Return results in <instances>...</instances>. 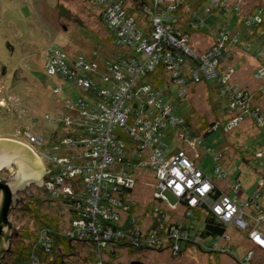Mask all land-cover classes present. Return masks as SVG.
<instances>
[{
    "label": "rangeland",
    "instance_id": "374dc122",
    "mask_svg": "<svg viewBox=\"0 0 264 264\" xmlns=\"http://www.w3.org/2000/svg\"><path fill=\"white\" fill-rule=\"evenodd\" d=\"M117 1L123 3L126 14L129 16L133 14L131 17L137 19L139 23L137 29L143 36L151 38L154 33L155 38L158 30L151 23L152 18H155L153 12L146 15L149 16V21L141 27V21L146 20V17L144 13L143 15L142 12H139L141 10L135 8L137 6L136 2L134 0ZM183 2L185 3L184 0L162 1V3H168V7L180 6L175 14L177 20L173 24L176 29H184L188 25L193 11L204 5L203 3L192 2V0L185 5ZM149 5L151 6V4ZM210 6H213L217 11L224 9L225 12L228 11L227 13H229L226 16L212 15L207 17L208 27L214 28V30H216L221 20L222 23L230 22L233 20L232 17L235 16V19L237 17L239 19L238 23L241 24V14H250L249 18H253L254 13L251 14L248 11L255 7L262 9L264 12V0H213L209 2ZM101 10L102 6L95 8L93 0H0V73L3 69L9 70L6 78L0 74V140L12 142L9 143L11 146L8 148L20 147V152H24L27 156L25 160L29 159L28 166H33L28 169L29 172L32 171L26 180L28 182L18 192L20 199H22L20 203L26 204L28 198H31L32 195L41 201L49 199L45 194L46 191L43 192L46 189L45 181L50 178L49 174L57 172L55 168L57 164L53 163L48 155L64 156L71 154V152L66 151L69 149L65 146H60L59 151H54L55 146L61 145L63 139L70 136L73 130L72 127L64 124V118L69 115L71 109L66 108L65 101L76 102L79 98L88 100L91 95L90 92L83 91L71 81H63L57 76H49L44 68L48 48L59 46L67 55V60L84 56L88 62L93 63L104 59H116L126 51L125 48L115 45L112 30H109L107 23L103 20L100 14ZM152 27L155 29L152 30ZM240 29L244 31L242 27ZM191 30L192 33L184 32V35L188 34L185 46L189 56L188 54L185 55L184 58H187L185 61L183 59L181 64L183 70L181 76H189V79H191V76L188 73H191V71L197 72V70H194L195 68L201 69L200 66L190 62L191 58L193 56L202 58L204 54L209 53L208 51L215 46L216 42L212 35L197 33V28ZM162 35L159 33V37ZM256 35L251 36L250 39L253 42L250 54L253 50L258 49L257 44L260 39L259 49H264L262 28L256 32ZM224 47L231 49L229 45H224ZM7 51L10 54L14 51L12 60L6 57ZM250 54L245 55L243 52H239L238 48L237 55L234 54V57L239 65L235 66L232 63H226L225 56L229 57L231 54L221 52L217 64V75L219 72L225 77L221 86L214 85L213 79L193 81L194 84L186 89L185 99L180 100L176 99V87L173 86L177 85L178 76H174L172 71L166 70L168 73L165 78H167L168 84L172 81L173 85L169 84L165 87L167 91L163 95V101L172 97L170 103L175 107L177 115H191L189 121L195 132H200L198 128L202 122L222 124L227 121L228 117L234 116L233 113H227V107L225 108V95L228 92L226 91L224 96H220L216 92L217 88L221 89L223 86L230 89L235 88V92L238 91L246 96L248 104L246 109L249 111L255 108L260 114L259 119H255L259 123V125L255 124L256 128L253 124L254 119L248 113H245V118L242 119L244 122L239 121V126H233L236 129L230 130V133L224 134L221 130H218L206 136H203L202 133L200 138L203 145L212 147L216 154L222 155L220 164L229 175V178L237 179L247 193L255 190L257 182L264 176V133L260 131H263L261 127H264V124H262L264 122V80L255 77L261 66H264V57L256 58ZM147 81V76H143L138 80L137 86H151L145 83ZM57 88L61 89L60 92H54ZM210 88H214V90ZM220 89H218L219 92ZM228 96L230 98L231 95ZM233 112H236V114L241 113L239 110ZM165 132H168V129ZM29 133L35 137L41 136L43 141L39 140L38 142L36 140V142H32L30 136L28 137ZM176 137L177 133L172 131V134L164 139L166 146L176 148L179 145L181 147V142L177 141ZM198 143L197 141L196 146L194 144L190 146V152L187 155L196 167L200 166V170L213 178L214 160L211 157L204 158L203 156L199 157L198 160L200 154ZM13 152L15 153V151ZM130 152L137 154L136 145L131 148ZM140 155L143 156L146 162H150L148 150L142 151ZM127 157L128 152L126 153V159ZM15 164L12 163L10 169L0 172V178L3 181H11L16 177L22 179V174H20L22 172H18L17 164ZM120 176L124 178L123 175ZM158 179L151 165L143 167L139 164L132 177L133 184L130 189L129 201L136 203L139 214L141 210L150 211L154 205L164 212L167 217L169 216L171 226H173V222L180 223L181 220L184 221L183 215L186 211L183 206L174 204L170 196L171 202L169 203H154L153 197L159 191ZM221 183L223 186L227 185L225 182ZM239 193L240 197H243V192L240 191ZM259 198L252 208L258 207V202L264 208V188L261 190ZM62 208L64 206L57 202H42L40 213L43 216L40 217L44 222L50 221V218L59 220L60 227L64 228L68 224H65L67 218ZM244 210L252 213L251 209L244 208ZM24 214L21 210L14 209L9 213L8 220L15 230H24L27 227V231L32 230L35 233V230L40 226L39 223L28 220L24 217ZM241 218L245 221L244 216ZM241 218L239 212L234 215L232 218L234 227L228 233L231 245L235 249V253L231 256L228 252L223 253L222 251L202 252L196 246L183 247L178 256L177 251L171 250L169 244L172 241L179 242L180 238L170 236L164 239L169 244L164 242L158 245L160 247L157 249L158 251L155 249L128 254L124 249L121 250L122 261L125 264L133 262H139L140 264H264V249L258 248L254 250V253L251 248L255 240V233L253 234V232L255 230L264 231V214L256 213L253 225L246 227V231H243L245 226L243 227L240 223ZM197 226V229L201 230L200 225ZM257 227L259 229H256ZM142 231L144 230L142 229ZM199 238L202 241L205 240L204 242L211 243L213 241L211 237L207 239V237L199 235ZM72 244L76 255L66 261L64 260L65 264H92L89 259L85 263L83 261L84 258H89L88 247H83L80 242L75 241Z\"/></svg>",
    "mask_w": 264,
    "mask_h": 264
},
{
    "label": "built area",
    "instance_id": "2783aa9c",
    "mask_svg": "<svg viewBox=\"0 0 264 264\" xmlns=\"http://www.w3.org/2000/svg\"><path fill=\"white\" fill-rule=\"evenodd\" d=\"M93 1L95 2V8L102 6L100 14L107 23L109 30H112L115 45L125 48L126 51L116 59H104L94 63L88 62L84 56L67 60V55L59 46H51L46 51L44 68L49 76H58L62 80L74 82L83 91L91 94L88 100L79 98L76 102L65 101L66 108L71 109L69 115L64 118V124L72 127L73 130L71 136L65 137L61 145L68 147L69 152L73 151L74 153L64 156L48 155L49 159L56 163L60 170L49 174L50 178L45 181L46 193L56 198L60 195L63 199L67 195H73V191H76L75 197H82L83 193L79 195L77 188L83 186L88 193L86 200L88 206L86 209L90 212V217L94 219L96 214L101 213L117 220L128 211V205L122 207L121 203L111 198L110 203L113 209L111 207L104 208L100 206V202H102L101 192L107 187L108 182L114 181L112 177L114 163L122 158V151L127 146L121 139L128 136L133 139L137 147L136 157L141 160L139 164L143 167L151 165L157 178H159V191L155 194L154 199L169 203V198L166 195L170 193L173 195L172 198L177 199L174 204L181 205L182 202L186 201L192 209L202 206L208 207L223 224H227L231 228L234 227L232 218L239 212L240 218L243 216L245 218V221L241 218L240 223L243 227L245 226L243 231H246V227L253 225L256 213L262 214L259 211V206L255 209L252 208L257 200V194L246 198L241 203L238 202L237 198L231 199L229 196H221L212 202L209 199V193L214 189L213 182L203 175L185 152L175 153L170 151L163 141V130L166 128V124L181 127L177 137L180 141L187 142L186 144L189 147L193 144L196 146L197 141L200 145V139L189 135L182 120L171 115L169 106L162 107L159 103L160 100L156 98L159 92H153L151 86L141 85L138 86L136 91L134 90L138 80L145 74L153 72L161 60L169 72L172 71L174 76H178L177 85L180 86L181 95H185L187 88H185L184 79L181 76L183 73L181 64L184 56L188 54L185 46L187 37L182 35L181 31L171 27V24L176 22V19L172 17V13L178 5L168 7V3H162L164 0H148L147 6H140L145 17L151 12L155 15L151 23L155 28L157 27L158 32L155 38L154 33L150 38L149 36H143L137 29L135 19L126 14L123 3L117 0ZM156 10L158 11L155 12ZM255 15L247 23L248 26L251 24L252 19H255L256 22L261 21ZM192 27L195 29L196 25ZM154 29L152 27V30ZM159 33L163 35L159 37ZM224 41H231L229 33L224 36L222 42L217 41L218 43L213 48L208 49L209 53L204 54L202 58H196L195 56L191 58L192 60H199L201 71L207 78L217 76L218 56L223 52ZM232 41L234 43L235 38ZM188 75L191 76L194 82L199 79L198 72L191 71ZM256 76L264 80V70L259 69ZM224 80L225 77L223 76ZM97 81L105 85V88L98 90ZM60 90V88H57L54 92H60ZM235 90V88L230 89L227 86L221 87V93L230 92L228 112L233 113L234 116L224 124H214L212 131L220 128L223 133H229L230 130L235 129L233 126L237 127L239 121H243L245 113H248L254 119V124L259 125L256 121V118L260 115L259 112L255 108L248 111L246 109L248 107L246 96L238 91L235 92ZM147 96L149 97L147 98ZM143 97L145 102L142 100ZM134 103L138 106H134ZM157 109L160 110L158 114ZM234 110H239L241 113L236 114V112H233ZM261 118L263 119L262 115ZM261 128L264 131V127ZM28 137L32 142H36V140L38 142L39 140L43 141L41 136L35 137L31 133ZM59 148L55 146L54 151H58ZM145 150L149 151L150 162H146L143 156L140 155ZM219 157L220 154H216V159ZM116 183L130 190L133 180L131 177L124 176V178H121V176H118ZM238 190L237 188L234 189L237 196L240 197ZM244 208L251 209L252 213L245 212ZM183 209L186 211V216H191V210L185 209L184 206ZM154 211L162 212L157 207ZM72 225L78 230L76 232L78 239H83V237L93 238L97 241V247L100 248H104L110 240H123L126 237L118 231L109 229L103 232L101 229L95 228L94 220L88 223L75 221ZM163 227L164 224L158 222L150 235L145 237L144 231L139 233L136 231L135 236L137 239H132L133 237H127V239L131 240L132 244L136 246L148 244V246L154 245L159 249L158 245L167 242L164 239L172 236L180 238L179 242L172 241L170 244L167 242L171 250L177 251L178 255L181 252L179 245L183 242L197 245L204 252L222 251L223 253L234 254L228 246L230 236L227 234V230L225 231L226 234L219 236L206 245L198 235L192 236L186 230L178 231V228L174 225L168 229ZM256 229H259V227ZM163 232L166 235L165 237L160 235ZM254 233L253 245L264 249V231L255 230ZM45 241H48V239L46 238ZM97 255L101 259L98 263L103 264V254L98 253ZM30 264L43 263L36 260Z\"/></svg>",
    "mask_w": 264,
    "mask_h": 264
},
{
    "label": "trees",
    "instance_id": "16d2710c",
    "mask_svg": "<svg viewBox=\"0 0 264 264\" xmlns=\"http://www.w3.org/2000/svg\"><path fill=\"white\" fill-rule=\"evenodd\" d=\"M136 2L135 8L138 10L140 6L144 7L147 6L148 0H134ZM185 3L183 4H189L190 0H184ZM213 0H192V2H196L198 4L203 3L204 5L197 10L193 11L192 16L189 19L188 25L184 29H176L173 24H171L172 28L178 31L182 32V35H184V32H193L191 29H194L192 26L196 25L197 28V33H203L205 35H212L216 42L218 43L219 41L222 42L224 39V36L229 33V35L233 38H235V42L233 43L231 38L230 42L224 41V45H229V49L227 47H224L223 52L231 54L229 57H226V63H232L235 66L239 65L235 61V55H237V51L239 48V52H243L245 55H249L250 49L252 47V43L250 41L251 36H257L256 32L262 28V34H263V39L262 42L264 43V12L260 8H253L252 10L248 11L251 14L255 12L257 13L255 16L258 17L261 21L256 22L255 19H252L251 24L248 26L247 23L251 21L250 14H241V24L238 23L239 19L235 16L234 18L232 17V21L230 22H225L222 23L219 21V25L216 27V30L214 28H209L207 25V17L212 16V15H222L226 16L229 15L227 13L228 11H224L222 9L221 11H217L214 9L213 6L209 7V2ZM180 6L176 8V10L172 13V17L177 20L175 14L177 13V9ZM210 9V10H209ZM232 11L236 12V10L232 9ZM244 11V10H243ZM142 12V11H139ZM246 12V13H248ZM215 13V14H214ZM143 14V13H142ZM232 15V14H230ZM133 16V14L131 15ZM254 17V16H253ZM172 18V19H173ZM148 19V20H147ZM235 19V20H234ZM147 20V21H146ZM146 20L141 21L142 24L140 26L142 27L143 25L145 26V23L149 21V17L146 16ZM137 22V19L135 20V23ZM221 22V23H220ZM218 24V23H217ZM233 24V26H232ZM239 24V25H238ZM137 26H139V23H136ZM208 27V28H207ZM240 27L243 28L244 31L240 29ZM189 33V34H191ZM188 35V34H187ZM185 35V36H187ZM249 35V36H248ZM218 41V42H217ZM232 42V43H231ZM241 43H246V44H241ZM261 43V39L259 40L257 47L258 49L256 51H252L250 55L255 56L256 58L264 57V49H259L260 47L258 46ZM214 44V45H215ZM217 46V45H216ZM236 47V48H235ZM235 48V49H234ZM187 57L183 58L184 61L186 60ZM190 62L194 63L195 65L200 66L199 60H190ZM185 64V63H184ZM165 64L160 60V63L155 67L153 72L147 73L144 75L145 77L147 76L148 81L145 82L147 84H150L151 87L153 88V92H159L158 95H156V98L160 100V104L162 107L169 106L171 108V115L177 119H181L183 125L187 128V131L189 135H192L194 138L197 136L200 139V145H199V151L200 154L198 156V160L203 156L204 158L211 157L212 160H214V166H213V178L209 177L206 175L202 170L198 169L203 173V175L211 182L214 184V189L209 193V199L214 202L221 196H229L231 199H238V202L241 203L245 201L246 198H250L257 194V199H260V192L264 188V176L263 178L259 179L257 182V187L255 190H253L251 193H247L246 189L237 181V179H232L229 178V175L226 173L225 169L222 167L220 164V161L222 160V155L220 154L221 159L217 158L216 159V153L215 150L208 146V145H203L202 140L200 138L201 134L203 136H206L207 134H212L213 132H217L219 129H215L212 131L214 127V123L212 122L211 124H208L206 122H202L199 125L198 131L200 132H195L190 124V116L191 115H185V116H179L175 112V107L170 103V99L168 98L166 101H163V95H165V92L167 91V87L169 84H172V81L168 84L166 70L165 69ZM261 69L264 70V66H261ZM182 70V68H181ZM194 70H197L199 73V79L198 81H206L208 79H213L214 80V85L217 84L218 86H221L223 76L221 73L218 72V75L212 78H207L204 76L203 72L201 69L195 68ZM183 71V70H182ZM222 71V70H221ZM257 74V73H256ZM58 77V76H57ZM184 79V86L185 88H188L191 84H194L193 80L189 79V77H183ZM62 80V79H61ZM67 81V80H63ZM74 83V82H73ZM75 84V83H74ZM97 89H103L105 88V85H102L100 81H97L96 83ZM176 87V93L175 97L176 99H185L186 95H181L180 92V86L178 85H173ZM138 89V86L135 85L134 90L136 91ZM165 89V90H164ZM211 90H214V88H210ZM220 88L216 89V92L219 93L220 96H224L221 91L219 92ZM230 92H228L225 95V108L226 111H228V107L230 104L229 96ZM149 96H147L148 98ZM142 100L145 102L144 97ZM140 103V102H138ZM135 104V103H134ZM138 106V105H134ZM146 107V105H145ZM155 111V109H154ZM157 114L160 113V110L157 109ZM135 114V113H133ZM168 129V132H165V130ZM181 130V127H173L170 126L169 124H166V128L163 130V141L166 139L168 136L172 134V131L174 133H178V131ZM200 133V134H197ZM71 136V135H70ZM177 141L181 142V147L178 145L176 148H170V151L178 153V152H185L186 155L187 153L190 152V147L186 144L187 142L180 141L178 137H176ZM122 142L125 143V146L127 145V149H123L122 153L123 156L122 158H119L118 160L115 161L114 163V168L112 169V177L114 178V181L108 182L107 187L102 190L101 192V201L100 206H103L104 208L111 207L110 199L114 198L116 202L121 203L122 207L123 205L127 206L128 211H126L122 216H120L117 220H113L108 216H105L101 213L96 214L95 218L92 219L90 217V212L88 211L87 208V197L88 193L86 192L85 188L81 186L78 189L79 195L83 193L82 197H75L76 191H73V195H67L65 198H61L59 195L57 198L52 197L49 193L47 194L49 199H45L44 201L36 199L33 195L31 198H28L27 203H20L18 201L17 207L15 210H21L24 214V217H26L28 220H33V222H38L39 223V228L35 230V233L31 231H27L26 229H16V233L12 236L11 241H10V249L6 253V255L3 258V263L4 264H30L33 261H39L43 264H65V261L68 260L69 258H72L74 255H76L75 248L73 247V242H80L83 247H88L89 250V258H84L83 261L84 263L87 262L89 259L92 264H99L98 262L101 260L98 257V253L101 255L103 254L104 260L103 264H125L122 261L121 257V250L127 251L128 254L132 252H145V251H150V250H157L154 245H145L142 244L141 246H136L133 245L131 240H128L127 237H133L132 239H137L135 234L137 232H142V229L144 230V236H148L152 233L155 225L160 222L164 224L163 228H170L171 227V222L170 219L167 217V215L163 212L158 213L154 211L156 208L154 205L150 211L148 210H141V213L137 211V205L134 201H129V197L131 196V191L126 189L124 186H121L116 183V179L118 176L123 175L127 177H133L135 174L137 163L141 162L140 159L136 157L135 152H130L131 148L135 146V143L133 142V139H130L128 136L125 138L123 137ZM164 143H166L164 141ZM62 145H58L60 147ZM183 147V148H182ZM68 148V147H66ZM163 148V147H162ZM59 151V150H58ZM69 152V150H66ZM71 154L74 153L73 151H70ZM128 152V157L126 159V153ZM219 154V153H218ZM53 156H57L53 154ZM188 156V155H187ZM200 157V158H199ZM132 159V160H130ZM263 159V158H261ZM57 169V172L60 170L58 166L55 167ZM219 182V183H218ZM221 182H225L227 185H221ZM237 188L239 189L238 191L243 192V197H238L234 189ZM45 192V189L43 190ZM78 196V195H77ZM169 198H172L173 195L169 193V195H166ZM170 196V197H169ZM154 199V197H153ZM173 201L177 200L176 198H172ZM22 200V199H20ZM155 200V204H158L160 201ZM42 202H57L58 204L60 203L61 206H64L62 208V211L67 218L66 223L68 224L64 228L60 227L59 220H55L53 218H50L51 220L48 222H44L40 216V206ZM173 202V203H174ZM63 204V205H62ZM182 206H184L185 209L191 210L192 213L191 216H186L185 214L183 215L184 221L181 220L180 223L173 222V225L178 228V231L181 230H186L188 231L192 236H199L201 235L202 237H207L209 239L210 237L214 240L217 239L219 236H222L228 228H231L227 226V224H223L222 221H220L212 212V210L208 207H196V208H190L186 201L181 203ZM259 211L264 214V208L259 205ZM112 208V207H111ZM113 209V208H112ZM127 213V214H126ZM161 216V217H160ZM161 218V219H160ZM160 219V220H157ZM95 222V228L101 229L103 232L107 230H114L121 232L122 235L126 236L123 240L120 239H113L107 242V246L105 247H97L96 240L87 239L83 237V239H78L76 237V232L78 230L73 227V222L75 221H83L85 223H88L90 221ZM69 221V223H68ZM63 224V223H62ZM200 225V229L198 230V226ZM165 229V231H166ZM137 231V232H136ZM164 231V232H165ZM161 233L160 235H163L164 237L166 236L165 233ZM229 231H227V234ZM139 235V234H138ZM159 235V234H158ZM43 236V238H42ZM156 236V235H155ZM48 239V241H45V239ZM213 242V241H212ZM180 244V243H176ZM204 244L208 245L210 244L209 242H205ZM148 246V247H147ZM180 249L184 247H191L194 246L192 244H187V243H181ZM228 246L231 248V252L235 253L234 247L231 245V242L228 244ZM99 250V251H98ZM209 253V252H206ZM216 254V253H213ZM231 256V254H229ZM65 260V261H64Z\"/></svg>",
    "mask_w": 264,
    "mask_h": 264
},
{
    "label": "water",
    "instance_id": "95a60500",
    "mask_svg": "<svg viewBox=\"0 0 264 264\" xmlns=\"http://www.w3.org/2000/svg\"><path fill=\"white\" fill-rule=\"evenodd\" d=\"M4 142V143H3ZM12 143L10 141L0 140V151L7 145ZM11 165H3L0 167V172L10 169ZM23 179V180H22ZM22 179L18 177L11 181H3L0 178V264H4L3 258L10 249V241L12 236L16 233V230L9 222V213L16 209L20 197L18 192L22 190V186L28 181L27 178L22 176ZM25 179V180H24ZM131 264H140L139 262H133Z\"/></svg>",
    "mask_w": 264,
    "mask_h": 264
},
{
    "label": "bare ground",
    "instance_id": "6f19581e",
    "mask_svg": "<svg viewBox=\"0 0 264 264\" xmlns=\"http://www.w3.org/2000/svg\"><path fill=\"white\" fill-rule=\"evenodd\" d=\"M10 146L11 145H7L0 151V167H2L3 165H11L12 163L13 164L16 163L17 165L16 164L15 165H16L18 172L19 171L22 172V173L20 172L19 173L22 174L24 178H28L29 173L30 174L32 173V171L29 172L28 170L31 167V166L30 167L28 166L29 159L25 160V157L27 156L26 154H24V152L23 153L20 152V149H21L20 147L19 148H8ZM13 151H15V153Z\"/></svg>",
    "mask_w": 264,
    "mask_h": 264
},
{
    "label": "clouds",
    "instance_id": "9594fccd",
    "mask_svg": "<svg viewBox=\"0 0 264 264\" xmlns=\"http://www.w3.org/2000/svg\"><path fill=\"white\" fill-rule=\"evenodd\" d=\"M227 113H228V111H227ZM231 118H233V116H231V117H228V119H227V121L229 120V119H231ZM245 118V117H244ZM227 121H225L224 123H226ZM244 122V121H243ZM224 123H222V124H224ZM214 124H219V125H221L220 123H214ZM254 124V123H253ZM239 126V125H238ZM254 126H255V124H254ZM255 128H256V126H255ZM236 129V128H235ZM219 130H221L220 128H219ZM262 133H264V131H262V130H260ZM222 132V131H221ZM223 133V132H222ZM230 133V132H229ZM224 134H228V133H224ZM264 150V149H263ZM230 229H232V228H229L228 229V231L230 230ZM205 241V240H204ZM194 246H196L199 250H201L197 245H194ZM252 251L254 252V250H257L258 248L257 247H255L254 245H253V243H252ZM202 251V250H201ZM202 252H204V251H202ZM264 252V251H263ZM181 253V252H180ZM255 253V252H254ZM180 255V254H179ZM178 255V256H179Z\"/></svg>",
    "mask_w": 264,
    "mask_h": 264
},
{
    "label": "flooded vegetation",
    "instance_id": "af4514ba",
    "mask_svg": "<svg viewBox=\"0 0 264 264\" xmlns=\"http://www.w3.org/2000/svg\"><path fill=\"white\" fill-rule=\"evenodd\" d=\"M9 49H10V48H9ZM12 50H13V49H12ZM9 51H10V50H9ZM9 51L6 52V53H7V54H6V57L11 58V60H12V57H14V56H13V54H14L13 52H14V51L11 52V54L8 53ZM11 55H12V56H11ZM0 62H1V60H0ZM2 72H3V73H2ZM8 72H9V70H7V69H3V70H1V73H0V74H1L2 76H4V78H6L7 75H8Z\"/></svg>",
    "mask_w": 264,
    "mask_h": 264
}]
</instances>
